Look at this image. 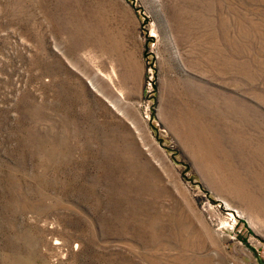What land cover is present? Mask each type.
Returning a JSON list of instances; mask_svg holds the SVG:
<instances>
[{
    "label": "rangeland",
    "instance_id": "rangeland-1",
    "mask_svg": "<svg viewBox=\"0 0 264 264\" xmlns=\"http://www.w3.org/2000/svg\"><path fill=\"white\" fill-rule=\"evenodd\" d=\"M0 264H264V0H0Z\"/></svg>",
    "mask_w": 264,
    "mask_h": 264
}]
</instances>
